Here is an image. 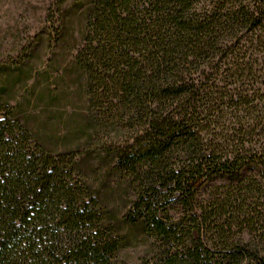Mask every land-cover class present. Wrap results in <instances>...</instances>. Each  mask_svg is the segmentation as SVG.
<instances>
[{
    "label": "trees",
    "instance_id": "16d2710c",
    "mask_svg": "<svg viewBox=\"0 0 264 264\" xmlns=\"http://www.w3.org/2000/svg\"><path fill=\"white\" fill-rule=\"evenodd\" d=\"M63 1L91 132L51 152L0 84V264H104L119 212L191 261L207 249L175 238L187 223L239 248L215 264H264L235 237L264 221V0Z\"/></svg>",
    "mask_w": 264,
    "mask_h": 264
},
{
    "label": "rangeland",
    "instance_id": "374dc122",
    "mask_svg": "<svg viewBox=\"0 0 264 264\" xmlns=\"http://www.w3.org/2000/svg\"><path fill=\"white\" fill-rule=\"evenodd\" d=\"M71 1H63L62 7L68 10ZM57 3L0 0V67L4 69L0 84L5 87L4 97L37 140L53 153L85 144L91 132L86 79L74 60L83 44L84 22L81 16L68 12L65 20L61 19ZM122 214L119 212L115 226L106 230L115 247L99 260L104 264H215L216 259L239 251L235 245L207 244L209 237L194 233V224L187 223L184 228L191 230L190 234L180 233L175 238L186 243L199 235L207 249L201 259L191 261L186 245L176 246L171 242L173 237L157 238L151 234L148 221L138 219L130 224ZM178 216L173 214V220ZM263 228L264 221H254L251 227L235 228V237L249 240L251 253H262Z\"/></svg>",
    "mask_w": 264,
    "mask_h": 264
}]
</instances>
